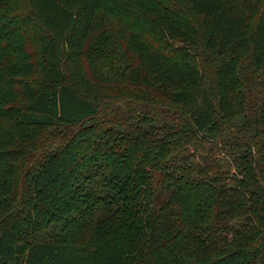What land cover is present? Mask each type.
Masks as SVG:
<instances>
[{
  "label": "trees",
  "instance_id": "1",
  "mask_svg": "<svg viewBox=\"0 0 264 264\" xmlns=\"http://www.w3.org/2000/svg\"><path fill=\"white\" fill-rule=\"evenodd\" d=\"M0 264H264V0H0Z\"/></svg>",
  "mask_w": 264,
  "mask_h": 264
}]
</instances>
